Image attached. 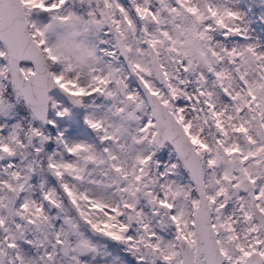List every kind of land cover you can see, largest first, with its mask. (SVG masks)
<instances>
[{
    "label": "snow or ice",
    "instance_id": "snow-or-ice-1",
    "mask_svg": "<svg viewBox=\"0 0 264 264\" xmlns=\"http://www.w3.org/2000/svg\"><path fill=\"white\" fill-rule=\"evenodd\" d=\"M80 2L78 12L69 0H0V108L11 95L55 126L46 118L58 103L52 89L73 105L94 95L111 100L84 117L100 148L58 133L63 153H46L50 137L31 125L0 136V264H85L81 257L98 251L85 232L125 245L136 264H264V51L229 48L212 36L218 29L243 36L241 14L216 0ZM34 13L48 22L38 24ZM59 25L95 48L89 83L49 45ZM197 54L206 67L197 66ZM119 125L127 127L117 136ZM166 141L176 159L156 173L151 149ZM133 142L144 154L119 162L110 146L127 153ZM33 174H50L56 185L42 179L34 198ZM96 186L111 194L87 190ZM141 198L151 215L138 207ZM51 208L62 214L59 227ZM33 232L38 239H25ZM21 240L41 249L35 260Z\"/></svg>",
    "mask_w": 264,
    "mask_h": 264
},
{
    "label": "flooded vegetation",
    "instance_id": "flooded-vegetation-1",
    "mask_svg": "<svg viewBox=\"0 0 264 264\" xmlns=\"http://www.w3.org/2000/svg\"><path fill=\"white\" fill-rule=\"evenodd\" d=\"M123 3H127V0H122ZM217 3L224 4L233 10L238 11L241 16L238 21H236L237 24L240 25L242 32L244 35L239 34H229L228 36L223 35L224 30L218 29L212 33L213 41L219 42L223 44L226 47H240L247 44H254L257 46L258 51H264V0H216ZM70 7L75 11H81L83 9V5L81 4L80 0H69ZM103 47V45H100ZM130 86L134 87L133 81L131 82ZM99 98H104L103 96L96 95ZM52 99L53 97H56V94L51 95ZM57 98V97H56ZM110 101V99H108ZM177 103H180V101H177ZM61 109L68 108V110L72 111L74 114L81 109L83 114L87 115L86 108L83 109L82 105H78L74 108L73 105L64 103L61 101ZM111 104L109 102L108 106ZM49 105H51V101L49 102ZM50 110V119L52 120L51 116L53 117V110L52 107L49 106ZM68 115V114H67ZM66 116H64L65 118ZM78 128H83V132H85L86 135L85 138L88 140L89 143L95 145L97 148L101 147L98 140L92 139V137L87 134L89 132V129L85 127V125H79ZM83 135V134H82ZM161 151H164L166 153L172 154L174 158H176L175 154L173 153V150L165 146ZM174 160L172 159L171 163ZM181 173L184 172L183 169H180ZM55 186V185H53ZM144 211L151 215L150 212V206L146 203L143 207ZM51 216L50 217H56L54 221L52 222L56 227H59L62 223L61 216L62 214L58 212V210L51 208L50 209ZM56 215V216H55ZM134 231V228H130L129 234H132ZM157 231L161 235H166L160 228H157ZM85 237L90 239L93 243L97 245L98 251L95 253V256L97 257L96 264H102L100 263L101 255L104 256H111L114 257L116 260L118 258L123 259L124 261H133V256L131 253L125 251V245L110 241L107 238H100L97 237L91 233L85 232ZM32 254H35L36 252H39L40 249L33 246L31 248ZM38 253L35 254L37 256ZM84 257H81V260L83 261ZM63 260V257H62Z\"/></svg>",
    "mask_w": 264,
    "mask_h": 264
},
{
    "label": "rangeland",
    "instance_id": "rangeland-1",
    "mask_svg": "<svg viewBox=\"0 0 264 264\" xmlns=\"http://www.w3.org/2000/svg\"><path fill=\"white\" fill-rule=\"evenodd\" d=\"M31 18L33 20H35L38 24H41V25L48 22L47 14H42V13L41 14H35L34 13ZM95 97L90 96V97L84 98V103H85L84 110L86 108L87 115L90 113H102V112L106 111V109L108 108L109 102H111V100L108 101V99H106L105 97L104 98H101V97L95 98ZM15 100H16V98L14 96L12 97V100L10 98H8V101H9L8 105L6 107L0 108V126H2V127H0V136H6L8 134V132L12 130L13 126L19 124L18 114H16L17 110H16V107L14 104ZM54 101H57L59 103V101L56 99H54ZM58 103H57V107L55 109L52 108L53 109L52 120L55 121V126H53V125L47 126L46 125L44 127H40L38 124H36L35 122H32L28 119L24 123L25 130H27L30 125L32 127H38L41 129V131L44 133V135L49 136L52 139V142H51L52 148L44 149L45 152L49 153V154H51L53 152L63 153L62 146L56 140L55 132L63 133L62 139L65 140V142H67L69 144L76 143V142L89 143L88 140L85 138L84 134L82 135L80 133V130H79L77 124L75 123V121L71 117H69L68 115H66V118L56 116V114H55L56 111L60 110ZM157 158H158V162L152 164L153 169L158 168V169H155V170H157L156 173L164 171L171 164L168 158L162 162H159V156H157ZM14 159L19 161L20 157L17 156ZM0 163H6V161L0 162ZM43 180L45 181V187L53 186L51 184L50 180H48L46 177H43ZM29 183L32 185V190L30 192V195L33 196L34 198H39L38 188L35 187V185H34V178L33 177H31ZM145 204H146V201L143 198H141V200L138 204V207L143 208ZM38 238H39V233H34V232L28 233L25 236V239L35 240ZM18 244L20 245L21 249L23 250L26 258H28V259L35 260L37 258V257H35V254L38 253L37 256H39L41 253V249H40L39 252L32 254L31 248L33 247V245H27L22 240L18 241ZM83 257H84L83 261L85 262V264H96L93 262V258H95V253H87ZM105 257L106 256L102 255V258H105ZM61 260H62V257H61ZM102 264H106V263L102 262ZM109 264H126V263L124 261H122L120 258H118L116 261H115V258H113Z\"/></svg>",
    "mask_w": 264,
    "mask_h": 264
},
{
    "label": "clouds",
    "instance_id": "clouds-1",
    "mask_svg": "<svg viewBox=\"0 0 264 264\" xmlns=\"http://www.w3.org/2000/svg\"><path fill=\"white\" fill-rule=\"evenodd\" d=\"M47 39L49 45L53 47L54 51L60 55L62 58L67 57V62L71 65L72 69L76 72L82 74L81 79L84 83L90 82V76L92 75L88 69L89 67H95L99 64L96 57L95 48L91 43L87 42L86 39L81 38L76 40L71 35V29L64 25L54 26L53 29L48 33ZM128 59L133 63L137 62L135 55L133 53H127ZM11 58L9 57V62ZM45 64H47V59H44ZM209 61L199 54L196 55V64L200 68L207 66ZM106 116V114H104ZM97 118V117H93ZM105 123L108 121L105 119ZM127 125H119L117 129L114 130L117 136L122 135L124 129ZM113 152L121 157L119 162H122L126 155L135 158L136 156L143 155L145 152V146L138 143H130L128 145L127 153H119L118 146L114 143L110 146ZM97 157H103L102 153L97 152ZM111 163L110 161L108 162ZM91 194L101 197L104 195H110V189L104 186H96L87 189Z\"/></svg>",
    "mask_w": 264,
    "mask_h": 264
},
{
    "label": "water",
    "instance_id": "water-1",
    "mask_svg": "<svg viewBox=\"0 0 264 264\" xmlns=\"http://www.w3.org/2000/svg\"><path fill=\"white\" fill-rule=\"evenodd\" d=\"M23 61V60H22ZM21 62V61H20ZM31 63V61H29Z\"/></svg>",
    "mask_w": 264,
    "mask_h": 264
}]
</instances>
